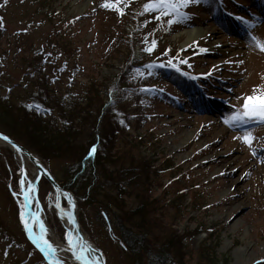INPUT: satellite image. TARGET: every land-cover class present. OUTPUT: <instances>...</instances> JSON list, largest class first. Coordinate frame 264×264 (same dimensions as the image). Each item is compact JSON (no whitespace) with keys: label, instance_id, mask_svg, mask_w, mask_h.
Masks as SVG:
<instances>
[{"label":"rangeland","instance_id":"rangeland-1","mask_svg":"<svg viewBox=\"0 0 264 264\" xmlns=\"http://www.w3.org/2000/svg\"><path fill=\"white\" fill-rule=\"evenodd\" d=\"M149 3L0 0V131L15 132L60 185L74 189L65 190L106 264H136L120 221L142 238V264L147 254L170 264H264V122H231L245 98L264 97V51L256 46L264 44V0H199L181 9L189 19L171 25L174 17L157 20ZM196 29L205 35L186 46ZM34 102L49 132L72 119L75 141L60 145L52 131L41 140L55 154L26 146L21 111ZM94 126L112 159L106 175L75 191L67 175L86 157ZM222 153L238 159L234 171L249 169L236 187L217 178L229 171L216 162ZM25 169L0 144V264H47L20 219L33 179ZM54 199L42 178L32 207L45 218V239L53 243L52 232L68 247Z\"/></svg>","mask_w":264,"mask_h":264},{"label":"trees","instance_id":"trees-1","mask_svg":"<svg viewBox=\"0 0 264 264\" xmlns=\"http://www.w3.org/2000/svg\"><path fill=\"white\" fill-rule=\"evenodd\" d=\"M147 89H150L147 91L154 90V88H147ZM34 103H35V106H31L30 108L25 106V110L23 109L21 111V115L23 116V119H25L29 125V127H27V130H28L27 134H28V136H30L28 138L30 140H27V142L25 141L26 146L31 148V150H33L36 153L43 152L45 154V152H48L51 154H55L57 151L56 149H53L51 151V150H49L48 147H45L44 142H42L41 139H45L44 134L49 133L51 136L53 133H56V136L60 140L59 141L60 145H64L65 147L68 146L67 145L68 142L72 143L73 141H75L74 138H71L74 135L69 134L70 133L69 129L71 127L69 125L73 122L72 119L67 120L64 124V128H62L61 130L59 128L58 129L53 128L49 132L48 131L49 127L46 126V124L44 122H42L44 120H41V119H44V116L39 112L40 106H38L36 102H34ZM4 107H7V106H4ZM69 116H71V115H69ZM2 130H5V131H3L5 134L10 135L12 138H15L17 140L18 136L15 132H13L11 130L8 131V130L3 129V128H2ZM96 130H97V132H95ZM52 131H53V133H52ZM34 132H35L34 137L39 136V138H38V140H33V142H30L31 139L34 138V137H32V134ZM92 132H93L92 133L93 142L87 148L86 157L83 156V159L80 161V163L78 165V171L77 172H76V170L71 171V173L69 175H67V178L70 179V181L68 180V182L72 186H74L75 191L80 190L79 188L81 186L83 188V187H87V185H89V187L94 185L95 184V178L97 177V175H99V173L102 176L106 175V171H108L105 168L106 163H108L110 161V159H112L109 156L110 154L108 152H106L105 150H101L99 147V144L101 141L100 136H99V127L94 126ZM50 136H48V137H50ZM76 136L78 137V135H75V137ZM51 154H49V155L51 156ZM68 176H70V178ZM108 176H109V172L107 174V177ZM112 176H113V174H112ZM62 186L65 189L68 188V190L74 191V189L70 188L71 186H65V185H62ZM117 203L115 204L116 206L114 205L111 207H113L116 210L119 209L121 211L122 210L121 205L117 204ZM120 223H121V225L119 226L120 227L119 230H120V236H121V240H122L123 244L128 248L130 253L134 256L136 264H142V263H139V262H141V260L139 259V256H140L139 251H140L141 246L143 245L142 238L139 235L135 234L127 226H125L123 224V222L120 221ZM147 258L148 259H146L145 264H170V262L168 261V259L166 258V256L164 254L163 255L162 254H156V255L147 254Z\"/></svg>","mask_w":264,"mask_h":264},{"label":"snow or ice","instance_id":"snow-or-ice-1","mask_svg":"<svg viewBox=\"0 0 264 264\" xmlns=\"http://www.w3.org/2000/svg\"><path fill=\"white\" fill-rule=\"evenodd\" d=\"M193 2L198 3L199 0H150V3L145 5V10L158 12L160 15L155 17L157 20H160L164 16L174 17V19L168 20V24L171 25L189 19L187 13L182 12L181 9L188 7ZM256 46L259 47L261 51H264V44L257 43ZM149 51H151V49H149ZM182 63H186V61H182ZM248 120L264 122V97L253 96L245 98L244 111L238 112L231 117L232 123H246ZM229 122L230 121L228 120L225 121V123ZM2 138L4 140L8 139V137ZM244 140L249 144L252 142L249 137H245ZM25 199H29L27 194L25 195ZM20 219L21 222L24 223L25 230L31 234L33 242L36 243L40 248V251L44 253L45 258L49 260V264H62L60 259L55 256L57 249L53 247L52 243L45 239L46 229L44 225L36 220L35 217L32 218L33 220H36V223H40L39 234L36 235L33 234V228L29 226V222L25 221L23 212L20 214ZM68 219L72 220L71 214H69ZM65 238L68 242V250L72 252L79 264H99V257H96L95 260L92 259V254L95 253V249L87 244L82 236L65 234Z\"/></svg>","mask_w":264,"mask_h":264},{"label":"water","instance_id":"water-1","mask_svg":"<svg viewBox=\"0 0 264 264\" xmlns=\"http://www.w3.org/2000/svg\"><path fill=\"white\" fill-rule=\"evenodd\" d=\"M2 137H8L7 140H4ZM0 141H2L3 143H5L7 146H9L15 153L18 154V156L22 159V164H23V172L25 173V164L27 163L26 161L32 163L38 173V177L37 179L34 181L36 183V185L38 184V182L43 178L45 179L47 182L50 183V185L52 186L53 189V193L55 196L54 199V208L57 212V215L59 216L60 220L62 222H67V224H69L70 228H71V232L75 235V236H82L83 240L87 242V244L91 245V247L93 249H95V253L94 255L96 257H99V264H106V259L104 256V253L102 251V249L98 246V244L96 243V241L91 238L81 227L79 221L75 218L72 217V220L68 219V212L66 211V209L63 206L62 203V192L64 191V189L61 187V185L56 181V179L54 178V176L52 175V173L50 172V170L48 169V167L45 165V163L43 161H41L39 159L38 156H36L33 152H31L30 150H28L26 147H24L23 145H21L20 143H18L16 140H14L12 137H10L9 135L3 133L0 131ZM32 186L29 185V187L27 189L24 190L23 192V197H24V201H25V205H26V209H25V213H24V219L26 221V216L27 214L31 211L32 206H31V202H30V194H31V190ZM34 193L36 195V192L34 190ZM28 195L29 199L26 200L25 199V195ZM70 194H72L70 192ZM73 195V194H72ZM24 226V223H23ZM25 235L28 239V241L31 243V245L36 248V250H38L43 257L44 253L40 251V248L37 246L36 243L33 242L32 238H31V234L25 230ZM46 262L49 264V260L46 259Z\"/></svg>","mask_w":264,"mask_h":264},{"label":"bare ground","instance_id":"bare-ground-1","mask_svg":"<svg viewBox=\"0 0 264 264\" xmlns=\"http://www.w3.org/2000/svg\"><path fill=\"white\" fill-rule=\"evenodd\" d=\"M190 34H191V36H190V39L188 40V42L185 44L186 46H188L195 39L197 40L198 38L203 37L205 35L204 29L193 30V31H191ZM216 47H218L217 44H213L211 47H206V50L215 49ZM0 144L2 146L8 147L2 141H0ZM221 156H226V155L224 153H222ZM230 156H231V154H228L226 156V158H224V159L219 158V161L218 160L216 161L217 163H219V162L223 163V166H221V169H223V167H224L225 169L227 168V170H229V171L232 170L231 172L220 171V174L219 173L217 174V178L219 179L221 176H223V177L227 176L228 177L227 178V184L229 185V187L230 186L236 187L240 181L241 182L244 181L245 176H243V175H244V173L246 175L248 173L249 169H248V167H245L243 165H239L237 167V170H241V173L239 176H237L235 178V176H236L235 172H237V170L234 171L233 168H230V167L233 166L235 164V162H237L238 159H235L233 157L230 158ZM228 158H230V159H228ZM39 159L42 161V159L40 157H39ZM225 159H227V161H225ZM26 162H27L28 166H30V168L33 169V179L29 182V185L32 186L31 194H30V202H31V204H33V196H34L33 192H34V190H36V183L34 181L37 179L38 173H37L35 166L32 163H30L28 161H26ZM227 174H229V176ZM230 177H232V178H230ZM61 187L64 189V191L62 192V203H67V205L69 206V208L66 209V211L68 212V214H71V216L73 218L78 220L77 213L75 211L76 199H75L74 195L70 194V191L65 190V188L62 185H61ZM33 217H35L36 220H38L40 223H42L44 225V227H45V218L42 217V215L38 211L37 207H36V209L34 207H32L31 211L27 214L26 221H28L29 226L33 228V234H34L35 228L37 227V224L40 225V223H36V220L32 219ZM62 223L65 226V228L69 231V234H73L71 232V228H70L69 224H67V222H62ZM49 233L51 234V237L53 240L52 245H53V247H55L57 249L55 256L58 257L60 260L61 259H68L71 261H77L75 259V257L73 256L72 252L68 250V247H66L64 244H62L58 240V238L56 237V235L54 233H52V232H49ZM95 258H96V256L94 254H92V259L95 260Z\"/></svg>","mask_w":264,"mask_h":264}]
</instances>
